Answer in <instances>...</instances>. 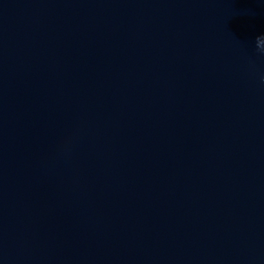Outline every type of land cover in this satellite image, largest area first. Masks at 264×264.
<instances>
[{
	"label": "water",
	"instance_id": "water-1",
	"mask_svg": "<svg viewBox=\"0 0 264 264\" xmlns=\"http://www.w3.org/2000/svg\"><path fill=\"white\" fill-rule=\"evenodd\" d=\"M0 264H264V0H0Z\"/></svg>",
	"mask_w": 264,
	"mask_h": 264
}]
</instances>
